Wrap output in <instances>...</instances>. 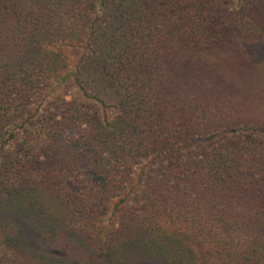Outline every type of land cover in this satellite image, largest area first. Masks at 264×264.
<instances>
[{
    "label": "trees",
    "instance_id": "16d2710c",
    "mask_svg": "<svg viewBox=\"0 0 264 264\" xmlns=\"http://www.w3.org/2000/svg\"><path fill=\"white\" fill-rule=\"evenodd\" d=\"M0 264H264V0H0Z\"/></svg>",
    "mask_w": 264,
    "mask_h": 264
},
{
    "label": "rangeland",
    "instance_id": "374dc122",
    "mask_svg": "<svg viewBox=\"0 0 264 264\" xmlns=\"http://www.w3.org/2000/svg\"><path fill=\"white\" fill-rule=\"evenodd\" d=\"M0 224H5L11 229V231H14L31 253L43 248L41 238L29 229V225L26 220L21 219L18 216L16 217L11 213L0 211Z\"/></svg>",
    "mask_w": 264,
    "mask_h": 264
}]
</instances>
